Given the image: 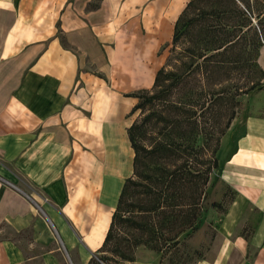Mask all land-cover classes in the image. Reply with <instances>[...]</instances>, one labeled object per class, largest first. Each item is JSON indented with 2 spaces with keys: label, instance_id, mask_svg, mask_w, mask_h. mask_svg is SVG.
<instances>
[{
  "label": "crops",
  "instance_id": "crops-1",
  "mask_svg": "<svg viewBox=\"0 0 264 264\" xmlns=\"http://www.w3.org/2000/svg\"><path fill=\"white\" fill-rule=\"evenodd\" d=\"M87 1L0 0V264H87L132 166L127 93L145 86L142 57L172 36L180 6L100 0L87 9ZM135 24L145 35L140 26L137 38L118 34ZM258 62L264 69V44ZM254 92L261 112L233 119L215 171L236 191L220 246L194 264H264V85Z\"/></svg>",
  "mask_w": 264,
  "mask_h": 264
},
{
  "label": "trees",
  "instance_id": "trees-1",
  "mask_svg": "<svg viewBox=\"0 0 264 264\" xmlns=\"http://www.w3.org/2000/svg\"><path fill=\"white\" fill-rule=\"evenodd\" d=\"M183 37L187 44L179 46ZM263 38L264 0L186 1L152 85L127 93L136 97L128 113L136 115L127 126L132 172L97 251L133 260L130 244L120 247L114 240L126 226L145 230L143 243L159 250L165 226L172 237L196 227L219 166L221 137L242 96L264 85L258 62ZM98 258L108 264L106 255ZM91 263L102 264L93 256Z\"/></svg>",
  "mask_w": 264,
  "mask_h": 264
},
{
  "label": "rangeland",
  "instance_id": "rangeland-1",
  "mask_svg": "<svg viewBox=\"0 0 264 264\" xmlns=\"http://www.w3.org/2000/svg\"><path fill=\"white\" fill-rule=\"evenodd\" d=\"M100 0H90L87 1L86 8L94 7L96 4L99 5ZM111 1V0H110ZM153 1V0H150ZM178 0H168L165 3L163 1V6H169V4L176 3V6H180V11L185 5L187 0H180L179 3ZM108 1L105 2V9L104 11H108L107 4ZM111 3V2H110ZM111 6V5H110ZM140 10H135V16L139 13ZM179 11V12H180ZM101 16H103L102 13H100ZM138 17V16H137ZM136 17V18H137ZM115 18L117 20V25L115 27H118L117 29H120L122 27V19L121 16L118 17V15H115ZM119 25V26H118ZM138 26L141 28V32L143 35L146 33V27L143 25L135 24L132 29L128 30H121L122 32L118 33L121 35L122 33H132L135 38H137L138 33L140 30H138ZM125 29V28H123ZM120 30H118L119 32ZM126 36H120L119 39L123 40L124 45H127ZM171 37L167 40H165L161 45L155 50L152 51L151 56L142 57V60L145 61L146 67L143 73V76L146 78L144 80V87H150L152 85L154 75L156 70L164 63L165 58L169 52L170 44L167 45V43H170ZM139 40H135L134 43L136 44ZM262 42L264 44V38L262 39ZM140 43V42H139ZM179 46H184L187 44V37H183L179 41ZM85 57H82L83 61V68L94 71L100 76L106 75V73H103L94 63L93 65L90 64L87 60L84 61ZM121 61L119 58L118 61ZM117 61V62H118ZM140 61V58L137 56H134L132 59L133 65H134V71L135 73L139 72L140 67L138 66ZM248 71L247 69H245ZM137 71V72H136ZM141 73V72H140ZM139 74V73H138ZM137 76V75H136ZM139 88L143 87H135L132 89L129 93L137 91ZM254 89L250 90L248 93L244 94L241 98V103L239 105L238 112L235 116V120H240L244 118L248 113H254V112H261V110L254 109L253 103H254V97H255ZM134 101H136V97H133ZM264 110V108H263ZM128 122L134 118L136 113L128 114ZM233 121V120H232ZM224 135V134H223ZM232 135L231 132L228 131V133L223 137H221L220 143H222L219 146V151L217 152L218 158L222 159V157L228 152L230 146H232ZM220 152V154H219ZM132 172V166L127 169L126 175L128 176ZM227 183H225L221 178L214 172L213 177L211 179L210 184L208 185L207 189V197L203 201V208L200 216V220L195 228H188L185 231L181 232L180 234H176L172 237L173 233L171 232V226H165L162 230V235L158 237L157 241L160 244V250L152 247L151 245L147 243H143V241L148 238V234L145 230L141 228L136 227H128L126 226L123 231H120V234L116 236L114 240L118 242L120 247H126L128 244L131 246V255L133 256V260L135 259H141L148 261L149 259H156L157 264H194L198 260L203 258H212L216 254V251L218 250L220 246V242L222 239L221 233H220V223L223 220V217L225 216V213L228 209V206L230 202L233 200L232 198L235 197L236 191ZM135 199V198H134ZM232 199V200H231ZM213 201H221V206L213 205ZM178 209V207H176ZM170 228V229H169ZM159 234V233H158ZM157 234V235H158ZM156 235V236H157ZM134 242H141L135 245ZM134 244V245H133ZM113 245L110 242V246ZM101 254L106 255V258L104 261H106L108 264H121L125 263L131 260H124L121 259L117 254L106 252V251H98L93 258L98 261V256ZM119 261V263L117 262ZM68 263V262H67ZM69 264V263H68ZM96 264V263H91ZM105 264V263H104Z\"/></svg>",
  "mask_w": 264,
  "mask_h": 264
},
{
  "label": "built area",
  "instance_id": "built-area-1",
  "mask_svg": "<svg viewBox=\"0 0 264 264\" xmlns=\"http://www.w3.org/2000/svg\"><path fill=\"white\" fill-rule=\"evenodd\" d=\"M102 264H104V262L101 260V259H99V258H97Z\"/></svg>",
  "mask_w": 264,
  "mask_h": 264
}]
</instances>
